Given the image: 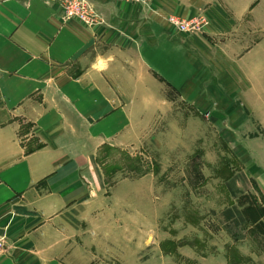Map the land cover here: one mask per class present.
<instances>
[{
  "label": "crops",
  "instance_id": "crops-1",
  "mask_svg": "<svg viewBox=\"0 0 264 264\" xmlns=\"http://www.w3.org/2000/svg\"><path fill=\"white\" fill-rule=\"evenodd\" d=\"M90 1L102 24L63 21L57 0H0V264H103L119 241L98 156L136 146L171 108L235 146L229 175L251 197L229 195L222 226L251 233L239 264H264V213L246 212L264 210V0ZM168 17L207 24L181 32ZM230 242L191 244L189 263L234 264Z\"/></svg>",
  "mask_w": 264,
  "mask_h": 264
},
{
  "label": "rangeland",
  "instance_id": "rangeland-1",
  "mask_svg": "<svg viewBox=\"0 0 264 264\" xmlns=\"http://www.w3.org/2000/svg\"><path fill=\"white\" fill-rule=\"evenodd\" d=\"M168 18V23L181 31ZM192 20L201 28L181 32H199L207 24L203 18ZM247 116L248 122L256 125L254 117ZM209 122L206 117L171 108L156 116L136 146L123 150L106 147L100 152L104 197L117 221L115 238L119 241L105 253L103 264H190L187 253L191 244L205 252L212 247V238L218 247L227 237L231 242L226 250L231 261L239 264L238 240L251 233L239 223L222 226L227 218L223 209L229 195L238 206L249 202L251 196L238 190V184L247 182L242 175H229L233 173L230 168L238 170V160L231 152L235 146L223 143ZM254 133L264 138V128ZM163 203L166 209L159 208ZM151 218L156 222L153 226L148 224ZM258 230L264 232V227ZM132 234L133 247L125 245ZM176 235H182L177 243L166 240ZM197 235L200 242L192 241ZM178 245L186 250L176 253Z\"/></svg>",
  "mask_w": 264,
  "mask_h": 264
},
{
  "label": "built area",
  "instance_id": "built-area-1",
  "mask_svg": "<svg viewBox=\"0 0 264 264\" xmlns=\"http://www.w3.org/2000/svg\"><path fill=\"white\" fill-rule=\"evenodd\" d=\"M57 2L63 21L75 19L89 26L103 23L102 17L97 13L90 0H57ZM168 20L181 31H193L201 28L197 20L182 21L175 17H169ZM2 249L3 244L0 242V251Z\"/></svg>",
  "mask_w": 264,
  "mask_h": 264
},
{
  "label": "trees",
  "instance_id": "trees-1",
  "mask_svg": "<svg viewBox=\"0 0 264 264\" xmlns=\"http://www.w3.org/2000/svg\"><path fill=\"white\" fill-rule=\"evenodd\" d=\"M246 212L248 213V217H250L254 222L256 219L258 220L259 213H264V210H255L254 208L250 207L246 209Z\"/></svg>",
  "mask_w": 264,
  "mask_h": 264
}]
</instances>
